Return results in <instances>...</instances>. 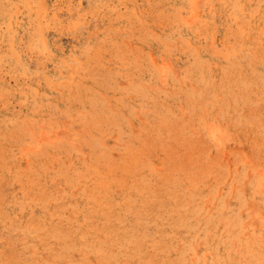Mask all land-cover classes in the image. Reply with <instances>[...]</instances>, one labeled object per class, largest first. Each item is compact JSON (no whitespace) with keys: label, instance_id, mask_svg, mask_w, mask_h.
I'll return each mask as SVG.
<instances>
[{"label":"rangeland","instance_id":"374dc122","mask_svg":"<svg viewBox=\"0 0 264 264\" xmlns=\"http://www.w3.org/2000/svg\"><path fill=\"white\" fill-rule=\"evenodd\" d=\"M167 1L170 0H0V158L2 159H0V264H81L80 261L82 264H151L153 261L152 264L156 262V264H159V262L160 264H176V262L177 264H204V261L205 264H219L221 261V264H264V180H262L264 177V120H262L264 118V52L262 51L264 50V25L261 24H264V0ZM198 3H201L202 6ZM258 3L260 7L254 8V5L257 6ZM194 7L198 8V11L196 10L198 13L195 12ZM158 11L162 12L159 14ZM154 12H157L158 15L156 13V15L153 14ZM170 12H172V16H170ZM230 14L232 15L230 16ZM197 19L201 20L198 21ZM258 19H261V21ZM212 20L215 22H212ZM223 23L225 24L223 25ZM227 24H229L230 28L228 26L226 28ZM178 30L181 31L179 32ZM192 30H195V32L193 33ZM235 32H238L237 34L239 35L235 34ZM243 33L245 36L242 35ZM236 38H242V42ZM224 42L226 43L225 45ZM227 43L230 45H227ZM153 45L154 47H152ZM231 46H234V48ZM173 48H176V50ZM253 48H256V50H253ZM254 52L256 54L258 52L255 58L252 57L253 55L255 56ZM249 53H252V55ZM230 61H234L236 64L232 62L233 65H231ZM188 66H190V69ZM225 68L228 70L226 71ZM181 69L184 71L183 73ZM194 70H196V77L193 76ZM231 71H236L237 75L235 73L232 74ZM220 75L224 77L220 78ZM241 75L243 78L248 79H242ZM132 76L134 81L131 79ZM156 77L159 78V82ZM97 78L102 79L99 80ZM190 78H193L192 81ZM250 78L256 81L260 79V82ZM161 80L163 82H160ZM187 82L189 83L187 84ZM225 83L230 85L225 86ZM248 83L252 85L249 86ZM257 84H259V87L256 86ZM235 85H237L238 89L234 88L236 87ZM256 87L260 88L259 91ZM196 89L199 90L197 91ZM224 89L227 92H231V95L229 96L230 93L224 92ZM206 90L211 97L205 93ZM209 91L212 93L210 94ZM154 92L156 93L154 94ZM234 92L237 94V98ZM252 92L254 93L252 94ZM241 97L245 99L243 102ZM163 99L165 100L163 101ZM181 99L182 101H180ZM249 101H254L251 102V106ZM215 103L218 104L216 105ZM244 103L248 108L245 107ZM212 105L215 106L212 107ZM125 107H128V109ZM158 109L162 110L159 111ZM112 111L113 113H111ZM234 112L236 113L233 114ZM201 114L205 117H202ZM228 117L229 119H227ZM185 118L186 120H184ZM175 120L177 121L175 122ZM215 120H218L217 123ZM194 121L196 124H194ZM119 124L122 125L120 126ZM169 127L170 129H168ZM217 128L219 132H217ZM252 128L255 129L253 130ZM224 129L227 130L224 132ZM195 131L197 132L195 133ZM197 134L199 138L196 137ZM229 135H233V138L229 137ZM257 136L258 138L261 137L259 138L260 140L257 139ZM90 137H93V140ZM141 138L145 141L141 140ZM175 141H180V143ZM230 142L232 146L228 145ZM87 143L88 145L86 146ZM61 144H63L64 148H62ZM226 144L228 145L227 148ZM221 145L222 147H219ZM161 147L163 150L160 149ZM130 149L133 150L131 151ZM152 149L156 151L154 150L153 152ZM258 149L262 152L260 153ZM129 150L130 152H127ZM171 151L172 153H168ZM237 151L240 152L237 153ZM178 152H184V155ZM135 154L138 157H135ZM159 154L162 156L161 158ZM39 156L40 158H38ZM145 156L146 159H144ZM249 157L251 158L249 159ZM46 159L48 160L46 161ZM42 160L44 161L42 162ZM177 160L178 162H175ZM111 162L117 166L115 167ZM35 163L38 164L36 165ZM198 163L203 164L198 165ZM93 164H95V168ZM63 165H65V168ZM54 166L57 167L55 168ZM167 166H169V169ZM35 169L38 170L37 173L33 172L36 171ZM258 170L260 176L257 173ZM40 171L44 172L43 175ZM16 174L21 175L18 176ZM51 175L53 178H51ZM14 176L16 177L14 178ZM36 176L37 178H35ZM231 176L235 178L232 179ZM61 177H63V180ZM144 179H147V181ZM206 182H208V185L205 186ZM149 185L150 188H148ZM143 187L146 188L144 189ZM258 188L263 189V192H260ZM41 190L42 192H40ZM95 193L96 196H94ZM106 196L108 197L106 198ZM141 197L144 198L141 200ZM185 199L190 200V202ZM152 201L155 202L153 203ZM174 201L176 204H174ZM93 202L94 204H91ZM132 202L134 204H131ZM163 203L164 206L162 205ZM42 205L45 207H42ZM147 206H150L148 207L149 209ZM168 207L170 209H167ZM95 208L96 210L98 209L97 212ZM90 209L91 212H89ZM152 209L154 212H152ZM92 211L95 212L92 213ZM148 213L149 216L147 215V217L146 214ZM183 217L184 219H182ZM226 219L232 220L228 221ZM115 220L117 221L115 222ZM178 221L179 223H177ZM92 225L93 227H91ZM41 228L44 229L42 230ZM115 230L118 232H115ZM147 230L150 232L147 233ZM131 231L136 237L131 235ZM184 233L189 234L185 235ZM190 234L191 236H189ZM244 236L246 238H243ZM151 239L155 240L152 241ZM164 239L165 242L161 243ZM215 239L217 243L214 241ZM135 240H138V242H134ZM157 241L161 245L157 244ZM192 241L193 244L191 243ZM177 244L181 251H179L180 248ZM131 249L134 251L132 252ZM185 252L186 254H184ZM143 253L147 255H142ZM127 254L131 255L127 256ZM255 254H258L257 257L259 259L256 258ZM215 255H217V258ZM251 260L253 262H250Z\"/></svg>","mask_w":264,"mask_h":264},{"label":"bare ground","instance_id":"6f19581e","mask_svg":"<svg viewBox=\"0 0 264 264\" xmlns=\"http://www.w3.org/2000/svg\"><path fill=\"white\" fill-rule=\"evenodd\" d=\"M170 1H171V0H170ZM170 1H167V2H170ZM176 1H177V0H176ZM183 1H184V0H183ZM183 1H182V2H183ZM200 1H201V0H200ZM202 1H204V0H202ZM202 1H201V2H202ZM206 1H208V0H206ZM206 1H205V2H206ZM218 1H219V0H218ZM223 1H224V0H223ZM233 1H234V0H233ZM247 1H249V0H247ZM262 1H263V0H262ZM178 2H179V1H178ZM184 2H185V1H184ZM184 2H183V3H184ZM213 2H215V1H213ZM213 2H211V3H213ZM239 2H240V1H239ZM255 2H256V1H255ZM260 2H261V1H260ZM172 3H173V2H172ZM172 3H171V4H172ZM222 3H223V2H222ZM228 3H230V2H228ZM236 3H237V2H236ZM242 3H243V2H242ZM250 3H251V2H250ZM256 3H257V2H256ZM263 3H264V1H263ZM263 3H262V4H263ZM168 4H169V3H168ZM177 4H178V3H177ZM181 4H182V3H181ZM187 4H189V3L187 2ZM198 4L201 5V3H198ZM202 4H203V3H202ZM225 4H226V3H225ZM225 4H224V5H225ZM231 4H232V3H231ZM248 4H249V2H248ZM175 5H176V4H175ZM224 5H223V6H224ZM232 5H233V4H232ZM249 5H250V4H249ZM259 5H260L259 3H258L257 6L254 5V8H255V7H258ZM160 6H161V5H160ZM167 6H168V5H167ZM167 6H166V7H167ZM171 6H173V5H171ZM201 6H202V5H201ZM210 6H211V5H210ZM223 6H222V7H223ZM225 6H226V5H225ZM225 6H224V10H225ZM234 6H235V5H234ZM182 7H183V6H182ZM187 7H188V6H187ZM212 7H213V6H212ZM216 7H217V6H216ZM220 7H221V6H220ZM229 7H230V6H229ZM229 7H228V8H229ZM237 7H238V6H237ZM252 7H253V6H252ZM259 7H260V6H259ZM194 8H195V7H194ZM249 8H250V7H249ZM261 8H262V7H261ZM197 9H198V8H197ZM197 9H196V8L194 9L195 12L198 11ZM210 9H211V8H210ZM210 9H209V10H210ZM226 9H227V8H226ZM164 10H166V9L164 8ZM167 10H168V9H167ZM172 10H173V9H172ZM196 10H197V11H196ZM254 10H255V9H254ZM162 11H163V10H162ZM162 11H160V12H162ZM182 11H183V10H182ZM186 11H187V10H186ZM188 11H189V10H188ZM206 11H207V10H206ZM225 11H226V10H225ZM231 11H232V9H231ZM237 11H238V10H237ZM244 11H245V10H244ZM244 11H243V12H244ZM263 11H264V10H263ZM160 12L158 11L159 14H160ZM163 12H164V11H163ZM166 12H167V11H166ZM183 12H184V11H183ZM212 12H213V11H212ZM245 12H248V11H245ZM155 13L157 14V12H154L153 14H155ZM171 13H172V12H170V16H172ZM197 13H198V12H197ZM197 13H196V16H197ZM204 13H206V12H204ZM213 13H214V12H213ZM227 13H228V12H227ZM227 13H226V14H227ZM252 13H253V12H252ZM156 14H155V15H156ZM162 14H163V13H162ZM214 14H215V13H214ZM235 14H236V13H235ZM259 14H260V13H259ZM157 15H158V14H157ZM163 15H164V14H163ZM191 15H192V14H191ZM222 15H223V14H222ZM231 15H232V14H230V16H231ZM243 15H244V14H243ZM261 15H262V14H261ZM261 15H260V16H261ZM167 16H168V15H167ZM182 16H183V15H182ZM194 16H195V15H194ZM210 16H211V15H210ZM213 16H214V15H213ZM223 16H224V15H223ZM258 16H259V15H258ZM200 17H201V16H200ZM219 17H220V16H219ZM236 17H237V16H236ZM157 18H158V17H157ZM167 18H168V17H167ZM171 18H172V17H171ZM198 18H199V14H198ZM203 18H204V17H203ZM203 18H202V19H203ZM252 18H254V17H252ZM257 18H258V17H257ZM159 19H160V18H159ZM195 19H196V17H195ZM195 19H194V21H195ZM206 19H207V18H206ZM212 19H213V18H212ZM173 20H174V19H173ZM197 20H198V19H197ZM200 20H201V19H199L198 21H200ZM213 20H214V19H213ZM213 20H212V22H215V21H213ZM229 20H230V19H229ZM238 20H239V18H238ZM238 20H237V22H238ZM249 20H250V19H249ZM258 20L261 21V19H258ZM262 20H263V19H262ZM171 21H172V20H171ZM174 21H175V20H174ZM186 21H187V20H186ZM206 21H208V20H206ZM223 21H224V20H223ZM251 21H252V20H251ZM263 21H264V20H263ZM263 21H262V22H263ZM158 22H159V21H158ZM162 22H163V21H162ZM176 22H177V21H176ZM189 22L191 23V21H189ZM230 22H231V21H230ZM247 22H249V21H247ZM252 22H253V21H252ZM166 23H168V22H166ZM178 23H179V22H178ZM181 23H182V22H181ZM190 23H189V24H190ZM198 23H199V22H198ZM210 23H211V22H210ZM226 23H227V22H226ZM257 23H258V22H257ZM176 24H177V23H176ZM182 24H183V23H182ZM224 24H225V23H223V25H224ZM239 24H240V23H239ZM251 24H252V23H251ZM261 24L264 25L263 23H261ZM180 25H181V24H180ZM194 25H195V24H194ZM214 25H215V24H214ZM228 25H229V24L226 25V28H227ZM230 25H231V24H230ZM233 25H234V24H233ZM244 25H245V23H244ZM249 25H250V24H249ZM162 26H163V25H162ZM201 26H202V25H201ZM212 26H213V25H212ZM220 26H221V25H220ZM250 26H251V25H250ZM255 26H256V23H255ZM164 27H165V26H164ZM189 27H190V26H189ZM214 27H215V26H214ZM216 27H217V26H216ZM228 27H229V26H228ZM236 27H238V26H236ZM257 27H258V26H257ZM167 28H168V27H167ZM212 28H213V27H212ZM229 28H230V27H229ZM238 28H241V27H238ZM248 28L251 29L250 27H248ZM162 29H163V28H162ZM189 29H190V28H189ZM191 29H192V27H191ZM194 29H195V28H194ZM206 29H207V28H206ZM233 29H234V28H233ZM263 29H264V28H263ZM163 30H164V29H163ZM173 30H174V29H173ZM212 30H213V29H212ZM235 30H236V28H235ZM235 30H234V31H235ZM239 30H240V29H239ZM253 30H254V29H253ZM178 31H179V30H178ZM180 31H181V30H180ZM180 31H179V32H180ZM230 31H231V30H230ZM236 31H238V30H236ZM243 31H244V30H243ZM247 31H248V30H247ZM254 31H257V30L255 29ZM192 32L194 33L195 30H194V31L192 30ZM215 32H217V31H215ZM193 33H192V34H193ZM220 33H221V32H220ZM222 33H223V32H222ZM237 33H238V32H235V34H237ZM239 33H240V32H239ZM210 34H211V33H210ZM224 34H225V32H224ZM235 34H234V35H235ZM206 35H207V34H206ZM214 35H215V34H214ZM228 35H229V34H228ZM237 35H239V34H237ZM237 35H236V36H237ZM242 35L245 36L244 33H243ZM177 36H178V35H177ZM189 36H190V35H189ZM201 36H202V35H201ZM204 36H205V35H204ZM257 36H258V35H257ZM182 37H183V36H182ZM199 37H200V36H199ZM214 37H215V36H214ZM241 37H242V36H241ZM262 37H263V36H262ZM183 38H184V37H183ZM186 38H187V37H186ZM223 38H224V37H223ZM223 38H222V39H223ZM228 38H229V37H228ZM234 38H235V37H234ZM234 38H232V39H234ZM153 39H154V38H153ZM173 39H174V38H173ZM192 39H194V38H192ZM198 39H199V38H198ZM200 39H201V38H200ZM214 39H215V38H214ZM236 39L238 40V39H240V38H236ZM241 39H242V38H241ZM241 39H240V40H241ZM254 39H255V38H254ZM159 41H161V40H159ZM171 41H172V40H171ZM177 41H178V40H177ZM189 41H190V40H189ZM222 41H223V40H222ZM167 42H169V41H167ZM179 42H180V41H179ZM182 42H183V41H182ZM182 42H181V43H182ZM225 42H226V41H225ZM225 42H224V45L226 44ZM241 42H242V40H241ZM253 42H254V41H253ZM164 43H166V42H164ZM187 43H189V42L187 41ZM255 43H256V42H255ZM258 43H259V42H258ZM260 43H261V42H260ZM154 44H155V43H154ZM194 44H195V43H194ZM247 44H248V43H247ZM247 44H246V45H247ZM147 45H148V44H147ZM171 45H172V44H171ZM180 45H181V44H180ZM227 45H230V44L227 43ZM234 45H235V44H234ZM236 45H237V44H236ZM249 45H251V44H249ZM258 45H259V44H258ZM194 46H195V45H194ZM198 46H199V45H198ZM253 46H254V43H253ZM256 46H257V45H256ZM152 47H154V45H153ZM171 47H172V46H171ZM179 47H180V46H179ZM183 47H184V46H183ZM231 47L234 48V46H231ZM241 47H242V46H241ZM180 48H181V47H180ZM247 48H248V47H247ZM257 48H258V47H257ZM155 49H156V47H155ZM173 49L176 50V48H173ZM197 49H198V48H197ZM230 49H231V48H230ZM240 49H241V48H240ZM248 49H249V48H248ZM250 49H252V48H250ZM162 50H163V49H162ZM169 50H171V49H169ZM181 50H182V49H181ZM195 50H196V49H195ZM234 50H235V49H234ZM238 50H239V49H238ZM253 50H256V48H253ZM258 50H259V48H258ZM159 51H161V50H159ZM163 51H164V50H163ZM251 51H252V50H251ZM262 51L264 52V50H262ZM189 52H190V51H189ZM246 52H247V51H246ZM260 52H261V51H260ZM263 52H262V53H263ZM164 53H165V51H164ZM172 53H173V52H172ZM174 53H175V52H174ZM254 53H255V52H254ZM229 54H230V53H229ZM249 54H250V53H249ZM131 55H132V54H131ZM250 55H252V53H251ZM257 55H258V52H257V54L255 53V56L253 55L252 57L255 58ZM170 56H172V55H170ZM170 56H169V57H170ZM191 56H192V55H191ZM195 56H196V55H195ZM195 56H194V57H195ZM127 57L129 58V56H127ZM131 57H133V56H131ZM131 57H130V58H131ZM167 57H168V56H167ZM173 57H174V56H173ZM177 57H179V56H177ZM192 57H193V56H192ZM262 57H263V56H262ZM128 58H126V59H128ZM171 58H172V57H171ZM175 58H176V57H175ZM188 58H189V57H188ZM198 58H199V57H198ZM198 58H197V59H198ZM204 59H205V58H204ZM227 59H228V58H227ZM256 59H258V58H256ZM262 59H263V58H262ZM129 60H130V59H129ZM188 60H189V59H188ZM223 60H224V59H223ZM258 60H259V59H258ZM137 61H138V60H137ZM194 61H196V60H194ZM190 62H191V61H190ZM198 62H200V61H198ZM202 62H203V61H202ZM230 62H231V63H230L231 65H233V63L236 64L234 61H230ZM232 62H233V63H232ZM259 62H260V61H259ZM200 63H201V62H200ZM216 63H217V62H216ZM228 63H229V62H228ZM142 64H143V63H142ZM196 64H197V63H196ZM239 64H240V63H239ZM179 65H180V64H179ZM190 65H191V64H190ZM193 65H194V64H193ZM213 65H216V64H213ZM217 65H218V63H217ZM220 65H221V64H220ZM220 65H219V66H220ZM222 65H223V64H222ZM226 65H227V64H226ZM240 65H241V64H240ZM136 66H138V65H136ZM136 66H135V67H136ZM186 66H187V65H186ZM200 66H202V65H200ZM206 66H207V65H206ZM228 66H229V65H228ZM128 67H130V66H128ZM140 67H141V66H140ZM189 67H190V66H188V68H189ZM191 67H192V66H191ZM211 67H212V66H211ZM214 67H215V66H214ZM225 67H226V66H225ZM229 67H230V66H229ZM239 67H241V66H239ZM248 67H249V66H248ZM132 68H133V67H132ZM132 68H131V69H132ZM157 68H158V67H157ZM188 68H187V69H188ZM198 68H199V67H198ZM208 68H209V67H208ZM219 68H220V67H219ZM227 68H228V67H227ZM233 68H234V67H233ZM236 68H237V66H236ZM251 68H252V67H251ZM129 69H130V68H129ZM137 69H138V67H137ZM140 69H141V68H140ZM171 69H172V68H171ZM189 69H190V68H189ZM202 69H204V68H202ZM221 69H222V67H221ZM221 69H220V70H221ZM223 69H224V67H223ZM132 70H133V69H132ZM225 70H226V68H225ZM227 70H228V69H227ZM227 70H226V71H227ZM238 70H239V69H238ZM250 70H251V69H250ZM129 71H130V70H129ZM134 71H137V70H134ZM181 71H182V69H181ZM190 71H191V70H190ZM195 71H196V70H194V74H193V76H195V74H196ZM204 71H205V70H204ZM209 71H210V69H209ZM212 71H213V70H212ZM239 71H240V70H239ZM130 72H131V71H130ZM149 72H150V71H149ZM183 72H184V71H182V73H183ZM222 72H223V71H222ZM231 72H232V71H231ZM235 72H236V71H235ZM235 72H232V74L235 73ZM182 73H181V74H182ZM204 73H205V72H204ZM225 73H226V72H225ZM242 73H243V72H242ZM191 74H192V73H191ZM197 74H198V73H197ZM202 74H203V73H202ZM210 74H211V72H210ZM229 74H230V73H229ZM235 74H236V73H235ZM131 75H132V73H131ZM134 75H135V74H134ZM151 75H152V74H151ZM158 75H159V73H158ZM189 75H190V74H189ZM208 75H209V74H208ZM208 75H207V76H208ZM236 75H237V74H236ZM236 75H233V76H236ZM239 75H240V74H239ZM152 76H153V75H152ZM160 76H161V75H160ZM199 76H200V75H199ZM202 76H203V75H202ZM229 76H230V75H229ZM244 76H245V75H244ZM249 76H250V75H249ZM249 76H247V77H249ZM99 77H100V76H99ZM134 77H135V76H134ZM136 77H137V76H136ZM184 77H185V76H184ZM195 77H196V76H195ZM197 77H198V76H197ZM208 77H209V76H208ZM221 77H224V76H221V75H220V78H221ZM226 77H227V76H226ZM236 77H237V76H236ZM236 77H235V78H236ZM241 77H242V75H241ZM251 77H252V76H251ZM253 77H254V76H253ZM89 78H90V77H89ZM132 78H133V76L131 77V79H132ZM138 78H139V77H138ZM156 78H157V77H156ZM160 78H161V77H160ZM212 78H213V77H212ZM216 78H217V77H216ZM233 78H234V77H233ZM237 78H238V77H237ZM239 78H240V76H239ZM254 78H255V77H254ZM94 79H95V77H94ZM97 79H99V78H97ZM97 79H96V80H97ZM101 79H102V78H100L99 80H101ZM139 79H140V78H139ZM157 79H158V82H159V78H157ZM185 79H186V78H185ZM190 79H191V81H192L193 78H190ZM210 79H211V78H210ZM213 79H214V78H213ZM227 79H228V77H227ZM227 79H226V80H227ZM242 79H248V78H243V77H242ZM250 79H253V78H250ZM250 79H249V81H250ZM132 80H133V79H132ZM135 80H136V79H135ZM153 80H154V79H153ZM163 80H164V79H163ZM163 80H161L160 82H163ZM166 80H167V79H166ZM186 80H187V79H186ZM203 80L205 81V79H203ZM208 80H209V79H208ZM219 80H220V79H219ZM226 80H225V81H226ZM234 80H235V79H234ZM253 80H254V79H253ZM259 80H260V79H259ZM259 80H258V81L254 80V81H256V82H260ZM133 81H134V80H133ZM136 81H137V80H136ZM141 81H142V80H141ZM195 81H196V80H195ZM197 81H198V80H197ZM211 81H213V80L211 79ZM225 81H224V82H225ZM238 81H239V80H238ZM244 81H245V80H244ZM100 82H101V81H100ZM102 82H103V81H102ZM198 82H199V81H198ZM205 82H206V81H205ZM207 82H209V81H207ZM218 82H219V81H218ZM222 82H223V81H222ZM222 82H221V83H222ZM232 82H233V81H232ZM234 82H235V81H234ZM239 82H240V81H239ZM241 82H242V81H241ZM252 82H253V81H252ZM135 83H136V82H135ZM139 83H141V82H139ZM188 83H189V82H187V84H188ZM195 83H196V82H195ZM195 83H193V84H195ZM214 83H215V82H214ZM156 84H157V83H156ZM190 84H191V83H190ZM203 84H204V83H203ZM225 84H226V83H225ZM228 84H229V83H228ZM228 84H226L225 86H227ZM231 84H232V83H231ZM234 84H235V83H234ZM239 84H240V83H239ZM245 84H246V83H245ZM248 84H249V86L252 85V84H250V83H248ZM152 85H154V84H152ZM211 85H212V83H211ZM216 85H217V84H216ZM216 85H215V86H216ZM221 85H222V84H221ZM223 85H224V84H223ZM229 85H230V84H229ZM258 85H259V84H257L256 86H258ZM193 86H194V85H193ZM195 86H196V85H195ZM209 86H210V85H209ZM212 86H213V85H212ZM235 86H236V87H234V88H237V85H235ZM240 86H241V85H240ZM204 87H205V86H204ZM210 87H211V86H210ZM223 87H224V86H223ZM252 87H253V86H252ZM258 87H259V86H258ZM258 87H256V88H257L258 91H259L260 88H258ZM191 88H193V87H191ZM200 88H201V87H200ZM213 88H214V87H213ZM224 88H225V87H224ZM232 88H233V87H232ZM248 88H249V87H248ZM253 88H254V87H253ZM206 89H207V87H206ZM218 89H219V86H218ZM226 89H228V88H226ZM237 89H238V88H237ZM242 89H243V88H242ZM130 90H131V89H130ZM151 90H152V89H151ZM183 90H184V89H183ZM196 90H197V89H196ZM198 90H199V89H198ZM198 90H197V91H198ZM204 90H205V88H204ZM222 90H223V88H222ZM240 90H241V89H240ZM254 90H255V89H254ZM134 91H135V90H134ZM140 91H141V90H140ZM154 91H155V90H154ZM181 91H182V90H181ZM200 91H201V89H200ZM228 91H229V90H228ZM232 91H233V90H232ZM249 91L251 92V90H249ZM182 92H183V91H182ZM185 92H186V89H185ZM185 92H184V93H185ZM202 92H203V91H202ZM202 92H201V93H202ZM224 92H227V91H225V89H224ZM242 92H244V91H242ZM246 92H247V90H246ZM255 92H257V91L255 90ZM151 93H152V92H151ZM155 93H156V92H154V94H155ZM197 93H198V92H197ZM205 93H207V90H206ZM209 93H210V91H209ZM211 93H212V92H211ZM211 93H210V94H211ZM216 93H217V92H216ZM227 93H230L229 96L231 95V92H227ZM253 93H254V92H252V94H253ZM127 94H129V93H127ZM127 94H125V95H127ZM139 94H140V93H139ZM152 94H153V93H152ZM152 94H151V95H152ZM166 94H167V93H166ZM175 94H176V93H175ZM178 94H179V93H178ZM202 94H203V93H202ZM207 94H208V93H207ZM207 94H206V96H207ZM222 94H223V93H222ZM244 94H245V93H244ZM133 95H134V94H133ZM156 95H157V94H156ZM156 95H155V96H156ZM158 95H159V94H158ZM161 95H162V94H161ZM168 95H169V93H168ZM184 95H185V94H184ZM208 95H209V94H208ZM215 95H216V94H215ZM224 95H226V94L224 93ZM234 95H235V97L237 98V96H236L237 94H235V92H234ZM242 95H243V93H242ZM245 95H246V94H245ZM258 95H259V93H258ZM130 96H131V94H130ZM162 96H163V95H162ZM180 96H182V95H180ZM195 96H196V95H195ZM209 96H210V95H209ZM209 96H208V97H209ZM212 96H213V95H212ZM220 96H221V95H220ZM226 96H227V95H226ZM239 96H240V95H239ZM239 96H238V97H239ZM135 97H136V96H135ZM146 97H147V96H146ZM178 97H179V96H178ZM203 97H204V96H203ZM210 97H211V96H210ZM213 97H214V96H213ZM247 97H248V96H247ZM247 97H246V98H247ZM255 97H257V96H255ZM260 97H261V96H260ZM130 98H131V97H130ZM133 98H134V97H133ZM147 98H148V97H147ZM158 98H160V97H158ZM166 98H167V96H166ZM168 98H169V97H168ZM193 98H194V96H193ZM216 98H217V97H216ZM216 98H215V99H216ZM241 98H242V97H241ZM263 98H264V97H263ZM156 99H157V98H156ZM172 99H173V97H172ZM200 99H201V98H200ZM205 99H206V98H205ZM219 99H220V98H219ZM225 99H226V98H225ZM225 99H224V100H225ZM232 99H233V98H232ZM247 99H248V98H247ZM153 100H154V99H153ZM164 100H165V99H163V101H164ZM174 100H175V99H174ZM177 100H178V99H177ZM186 100H187V99H186ZM197 100H199V99H197ZM208 100H209V99H208ZM244 100H245V99L242 98V102H243ZM259 100H260V99H259ZM68 101H69V100H68ZM180 101H182V99H181ZM193 101H194V100H193ZM209 101H210V100H209ZM209 101H207V102H209ZM213 101H214V100H213ZM213 101H212V102H213ZM215 101H216V100H215ZM240 101H241V100H240ZM246 101H247V100H246ZM140 102H141V101H140ZM172 102H173V100H172ZM175 102H178V101H175ZM189 102H190V101H189ZM189 102H188V103H189ZM195 102H196V101H195ZM228 102H229V101H228ZM249 102H250V101H249ZM251 102H254V101H251ZM251 102H250V106H251ZM68 103H69V102H68ZM166 103H167V102H166ZM178 103H180V102H178ZM185 103H186V102H185ZM188 103H187V104H188ZM200 103H201V102H200ZM200 103H199V104H200ZM231 103H232V102H231ZM245 103H246V102H245ZM245 103H244V105H245ZM261 103H262V102H261ZM176 104H177V103H176ZM191 104H192V103H191ZM194 104H195V103H194ZM208 104H209V103H208ZM215 104H216V103H215ZM217 104H218V103H217ZM217 104H216V105H217ZM241 104H242V103H241ZM257 104H259V103H257ZM116 105L118 106V104H116ZM167 105H168V104H167ZM185 105H186V104H185ZM197 105H198V104H197ZM197 105H196V106H197ZM205 105H206V104H205ZM153 106L155 107L154 104H153ZM160 106H161V105H160ZM164 106H165V105H164ZM174 106H177V105H174ZM209 106H210V105H209ZM214 106H215V105H214ZM214 106L212 105V107H214ZM219 106H221V105H219ZM222 106H223V105H222ZM113 107H114V106H113ZM166 107H167V106H166ZM181 107H182V106H181ZM181 107H180V108H181ZM230 107H231V106H230ZM232 107H233V106H232ZM243 107H244V106H243ZM245 107H247V105H245ZM125 108H126V107H125ZM161 108H162V107H161ZM173 108H174V107H173ZM177 108H178V107H177ZM183 108H184V107H183ZM220 108H222V107H220ZM233 108H234V107H233ZM247 108H248V107H247ZM257 108H258V107H257ZM263 108H264V107H263ZM263 108H262V110H263ZM105 109H106V108H105ZM117 109H118V108H117ZM126 109H128V107H127ZM169 109H170V108H169ZM208 109H209V107H208ZM211 109H212V108H211ZM217 109H218V108H217ZM231 109H232V108H231ZM235 109H236V108H235ZM67 110H68V109H67ZM115 110H116V109H115ZM158 110H159V109H158ZM161 110H162V109H161ZM161 110H159V111H161ZM163 110H164V109H163ZM170 110H171V109H170ZM197 110H198V109H197ZM245 110H246V109H245ZM256 110H257V109H256ZM260 110H261V108H260ZM106 111H107V110H106ZM201 111H202V110H201ZM242 111H243V109H242ZM248 111H249V110H248ZM251 111H252V110H251ZM253 111H255V110H253ZM263 111H264V110H263ZM32 112H33V111H32ZM49 112H50V111H49ZM176 112H177V111H176ZM203 112H204V109H203ZM101 113H102V111H101ZM105 113H106V112H105ZM109 113H110V112H109ZM111 113H113V111H112ZM115 113H116V112H115ZM163 113H164V112H163ZM194 113H195V112H194ZM235 113H236V112H234L233 114H235ZM246 113H248V112H246ZM86 114H87V113H86ZM91 114H95V113H91ZM91 114H90V115H91ZM98 114H100V113H98ZM116 114H117V113H116ZM168 114H169V113H168ZM217 114H218V113H217ZM262 114H263V113H262ZM95 115H96V114H95ZM101 115H102V114H101ZM103 115H104V114H103ZM118 115H119V113H118ZM160 115H161V114H160ZM192 115L194 116V114H192ZM211 115H212V114H211ZM247 115H248V114H247ZM255 115H256V114H255ZM255 115H254V116H255ZM88 116H89V115H88ZM97 116H98V115H97ZM110 116H111V114H110ZM165 116H166V114H165ZM167 116H169V115H167ZM178 116H179V115H178ZM201 116H202V114H201ZM203 116H204V115H203ZM203 116H202V117H203ZM209 116H210V115H209ZM217 116H218V115H217ZM230 116H231V115H230ZM244 116H245V114H244ZM244 116H243V117H244ZM91 117H92V116H91ZM94 117H95V116H94ZM94 117H93V118H94ZM114 117H115V116H114ZM171 117H172V116H171ZM189 117H190V115H189ZM204 117H205V116H204ZM219 117H220V116H219ZM224 117H225V116H224ZM235 117H236V116H235ZM106 118H108V117H106ZM110 118H111V117H110ZM169 118H170V116H169ZM182 118H183V117H182ZM186 118H187V117H186ZM186 118H185L184 120H186ZM193 118L195 119V117H193ZM207 118H208V117H207ZM253 118H255V117H253ZM253 118H252V119H253ZM261 118H262V117H261ZM261 118H259V119H261ZM90 119H92V118H90ZM94 119H95V118H94ZM112 119H113V118H112ZM174 119H175V118H174ZM223 119H224V118H223ZM227 119H229V117H228ZM234 119H235V118H234ZM236 119H237V118H236ZM105 120H106V119H105ZM114 120H115V119H114ZM118 120H120V119H118ZM172 120H173V119H172ZM188 120H189V119H188ZM197 120H198V119H197ZM221 120H222V119H221ZM249 120H250V119H249ZM262 120H264V118H263ZM31 121H32V120H31ZM168 121H169V120H168ZM173 121H174V120H173ZM176 121H177V120H175V122H176ZM205 121H207V120H205ZM208 121H209V120H208ZM208 121H207V122H208ZM215 121H216V120H215ZM217 121H218V120H217ZM217 121H216V123H217ZM222 121H223V120H222ZM235 121H236V120H235ZM246 121H247V119H246ZM34 122H35V121H34ZM120 122H121V121H120ZM123 122H124V121H123ZM182 122H183V121H182ZM213 122H214V121H213ZM230 122H231V121H230ZM161 123H162V122H161ZM178 123H179V122H178ZM178 123H177V124H178ZM191 123H192V122H191ZM200 123H201V122H200ZM210 123H211V122H210ZM241 123H242V122H241ZM116 124H117V121H116ZM158 124H159V123H158ZM167 124H168V123H167ZM186 124H187V123H186ZM186 124H184V125L186 126ZM194 124H196L195 121H194ZM208 124H209V123H208ZM224 124H225V123H224ZM233 124H234V123H233ZM112 125H113V124H112ZM119 125H120V124H119ZM121 125H122V124H121ZM121 125H120V126H121ZM173 125H174V124H173ZM211 125H212V124H211ZM227 125H228V124H227ZM231 125H232V124H231ZM238 125H239V124H238ZM258 125H259V124H258ZM261 125H263V124H261ZM261 125H260V126H261ZM157 126H158V125H157ZM208 126H210V125H208ZM214 126H215V125H214ZM232 126H233V125H232ZM235 126H236V125H235ZM235 126H234V127H235ZM240 126H241V124H240ZM252 126H253V125H252ZM256 126H257V125H256ZM188 127H189V126H188ZM218 127H219V126H218ZM247 127H248V125H247ZM159 128H161V127H159ZM159 128H158V129H159ZM186 128H187V127H186ZM192 128H193V127H192ZM206 128H207V127H206ZM212 128H213V127H212ZM219 128H220V127H219ZM236 128H237V127H236ZM256 128H257V127H256ZM41 129H42V127H41ZM121 129H123V128H121ZM151 129H152V128H151ZM156 129H157V128H156ZM161 129H163V128H161ZM168 129H170V127H169ZM217 129H218V128H217ZM252 129H253V128H252ZM254 129H255V128H254ZM254 129H253V130H254ZM118 130H119V129H118ZM159 130H160V129H159ZM164 130H165V129H164ZM189 130H190V129H189ZM225 130H227V129H224V132H225ZM116 131H117V129H116ZM151 131H152V130H151ZM156 131H157V130H156ZM160 131H161V130H160ZM162 131H163V130H162ZM205 131H206V130H205ZM205 131H204V132H205ZM222 131H223V129H222ZM237 131H238V130H237ZM237 131H236V132H237ZM242 131H243V130H242ZM251 131H252V130H251ZM251 131H250V132H251ZM120 132H121V131H120ZM153 132H154V131H153ZM163 132H164V131H163ZM163 132H162V133H163ZM196 132H197V131H195V133H196ZM206 132H207V131H206ZM209 132H210V131H209ZM217 132H219V129H218ZM243 132H244V131H243ZM154 133H155V132H154ZM160 133H161V132H160ZM177 133H178V132H177ZM177 133H176V134H177ZM193 133H194V132H193ZM195 133H194V134H195ZM200 133H201V132H200ZM227 133H231V132H227ZM240 133H241V132H240ZM246 133H248V132H246ZM261 133H262V132H261ZM208 134H209V133H208ZM221 134H222V132H221ZM233 134H234V133H233ZM244 134H245V133H244ZM86 135L88 136L87 133H86ZM148 135H149V134H148ZM168 135H170V134H168ZM182 135H183V134H182ZM218 135H219V134H218ZM223 135H224V133H223ZM225 135H227V134H225ZM237 135H238V134H237ZM89 136H91V135H89ZM146 136H147V134H146ZM149 136H150V135H149ZM149 136H148V137H149ZM232 136H233V135H231V136L229 135V137H232ZM235 136H236V135H235ZM243 136H244V135H243ZM15 137H16V136H15ZM196 137H198V134H197ZM196 137H195V138H196ZM210 137H211V136H210ZM219 137H220V136H219ZM237 137H238V136H237ZM237 137H236V138H237ZM17 138H18V137H17ZM59 138H61V137H59ZM65 138H66V137H65ZM90 138L93 140V137H90ZM100 138H101V137H100ZM185 138H187V137H185ZM198 138H199V137H198ZM216 138H218V137H216ZM220 138H221V137H220ZM227 138H228V136H227ZM232 138H233V137H232ZM241 138H242V137H241ZM251 138H253V137L251 136ZM259 138H261V137H259ZM259 138H258V136H257V139H259ZM83 139H85V138H83ZM91 139H90V140H91ZM153 139H154V138H153ZM161 139H162V138H161ZM161 139H160V140H161ZM177 139H178V138H177ZM180 139H181V138H180ZM254 139H255V138H254ZM257 139H256V140H257ZM19 140H21V139H19ZM141 140H144V139L141 138ZM163 140H164V139H163ZM168 140H169V139H168ZM170 140H171V139H170ZM175 140H176V139H175ZM178 140H179V139H178ZM185 140H187V139H185ZM212 140H213V138H212ZM232 140H233V139H232ZM239 140H240V139H239ZM239 140H238V141H239ZM252 140H253V139H252ZM252 140H251V141H252ZM259 140H260V139H259ZM21 141H22V140H21ZM48 141H49V140H48ZM84 141H85V140H84ZM94 141H95V139H94ZM98 141H99V139H98ZM98 141H97V143H98ZM100 141H101V140H100ZM139 141H140V140H139ZM144 141H145V140H144ZM152 141H153V140H152ZM161 141H162V140H161ZM165 141H166V140H165ZM180 141H181V140H180ZM180 141H177V142L175 141V142H176V143H178V142L180 143ZM218 141H219V140H218ZM218 141H217V142H218ZM238 141H237V142H238ZM243 141H244V140H243ZM78 142H79V141H78ZM89 142H90V141H89ZM140 142H141V141H140ZM167 142H168V141H167ZM173 142H174V141H173ZM173 142H172V144H173ZM181 142H182V141H181ZM188 142H189V141H188ZM190 142H191V140H190ZM193 142H194V141H193ZM209 142H210V141H209ZM257 142H258V141H257ZM257 142H256V144H257ZM263 142H264V141H263ZM82 143H84V142H82ZM129 143H130V142H129ZM137 143H138V142H137ZM145 143H148V142H145ZM162 143H163V142H162ZM165 143H166V142H165ZM239 143H240V141H239ZM241 143H242V142H241ZM246 143H247V142H246ZM248 143H249V141H248ZM254 143H255V142H254ZM78 144H79V143H78ZM89 144H90V143H89ZM133 144H134V143H133ZM133 144H131V145H133ZM158 144H159V143H158ZM167 144H168V143H167ZM170 144H171V143H170ZM184 144H185V143H184ZM184 144H183V145H184ZM207 144H208V143H207ZM212 144H213V143H212ZM215 144H216V143H215ZM218 144H219V143H218ZM227 144H228V143H227ZM227 144L225 145L226 148H227L228 145L232 146V145H231V142H230L228 145H227ZM235 144H236V143H235ZM256 144H255V146H257ZM258 144H259V143H258ZM261 144H262V142H261ZM62 145H63V144H61V146H62ZM84 145H85V143H84ZM87 145H88V143L86 144V146H87ZM91 145H92V144H91ZM137 145H138V144H137ZM145 145H146V144H145ZM151 145H153V144H151ZM151 145H150V147H151ZM162 145H163V144H162ZM175 145H176V144H175ZM177 145H178V144H177ZM204 145H205V144H204ZM222 145H223V144H222ZM222 145L219 146V147H222ZM233 145H234V144H233ZM248 145H249V144H248ZM66 146H68V145H66ZM92 146H93V145H92ZM96 146L98 147V145H96ZM128 146H129V145H128ZM138 146H140V145H138ZM141 146H142V145H141ZM154 146H155V145H154ZM158 146H159V145H158ZM158 146H157V147H158ZM164 146H165V145H164ZM217 146H218V145H217ZM250 146H251V145H250ZM40 147H41V146H40ZM49 147H50V146H49ZM53 147H54V146H53ZM68 147H69V146H68ZM129 147H130V146H129ZM171 147H172V145H171ZM186 147H187V146H186ZM206 147H207V146H206ZM252 147H253V146H252ZM252 147H251V148H252ZM41 148H42V147H41ZM62 148H64V147L62 146ZM88 148H89V147H88ZM98 148H100V147H98ZM130 148H131V147H130ZM133 148H134V147H133ZM136 148H137V147H136ZM144 148H145V147H144ZM146 148H147V147H146ZM146 148H145V149H146ZM165 148H166V147H165ZM179 148H180V147H179ZM179 148H178V149H179ZM213 148H214V147H213ZM223 148H224V147H223ZM228 148H229V147H228ZM46 149H47V148H46ZM52 149H53V148H52ZM54 149H57V148H54ZM79 149H80V148H79ZM90 149H91V148H90ZM138 149H139V148H138ZM150 149H151V148H150ZM160 149L163 150L162 147H161ZM167 149H168V148H167ZM172 149H173V148H172ZM174 149H175V148H174ZM224 149H225V148H224ZM263 149H264V148H263ZM43 150H44V148H43ZM130 150L132 151L133 149H130ZM130 150L127 151V152H130ZM141 150H142V149H141ZM147 150H149V149L147 148ZM152 150H153V149H152ZM154 150H155V149H154ZM154 150H153V152H154ZM184 150H185V149H184ZM184 150H183V151H184ZM188 150H189V149H188ZM208 150H209V149H208ZM214 150H215V149H214ZM24 151H25V150H24ZM44 151H45V150H44ZM44 151H42V152L44 153ZM51 151H52V150H51ZM55 151H56V150H55ZM64 151H65V150H64ZM155 151H156V150H155ZM165 151H166V150H165ZM167 151H168V150H167ZM180 151H182V150H180ZM245 151H246V150H245ZM258 151H259V149H258ZM48 152H49V151H48ZM65 152H66V151H65ZM69 152H70V151H69ZM83 152H84V151H83ZM135 152H136V151H135ZM161 152H162V151H161ZM185 152H186V150H185ZM210 152H211V151H210ZM214 152H215V151H214ZM239 152H240V151H239ZM239 152L237 151V153H239ZM243 152H244V151H243ZM259 152L261 153L262 151L260 150ZM49 153H50V152H49ZM61 153H62V152H61ZM81 153H82V152H81ZM85 153H86V152H85ZM133 153H134V152H133ZM136 153L139 154L138 152H136ZM166 153H167V152H166ZM168 153H172V151H171V152H168ZM174 153H176V152H174ZM178 153H181V152H178ZM183 153H184V152H183ZM183 153H181V154H183ZM196 153H197V152H196ZM260 153H259V154H260ZM2 154H3V153H2ZM44 154H45V153H44ZM47 154H48V153H47ZM50 154H51V153H50ZM56 154H57V153H56ZM86 154H87V153H86ZM131 154H132V153H131ZM137 154H135V157H138V156H136ZM147 154H148V153H147ZM147 154H146V155H147ZM162 154H164V153L162 152ZM201 154H202V153H201ZM213 154H214V153H213ZM254 154H255V153H254ZM254 154H253V155H254ZM259 154H258V155H259ZM7 155H8V154H7ZM53 155H54V154H53ZM59 155H60V154H59ZM123 155H124V154H123ZM154 155H155V154H154ZM157 155H158V154H157ZM159 155H160V154H159ZM171 155H174V154H171ZM183 155H184V154H183ZM225 155H226V154H225ZM262 155H263V154H262ZM3 156H4V154H3ZM3 156H2V158H4ZM48 156H49V155H48ZM64 156H65V154H64ZM94 156H96V155H94ZM94 156H93V158H94ZM126 156H127V155H126ZM126 156H125V157H126ZM128 156H129V155H128ZM131 156H132V155H131ZM147 156H148V155H147ZM246 156H247V155H246ZM250 156H251V154H250ZM263 156H264V155H263ZM68 157H69V156H68ZM100 157H101V155H100ZM132 157H133V156H132ZM143 157H144V156H143ZM161 157H162V156L160 155V158H161ZM174 157H175V156H174ZM197 157H198V156H197ZM205 157H206V156H205ZM225 157H226V156H225ZM244 157H245V156H244ZM38 158H40V156H39ZM44 158H45V157H44ZM46 158H47V155H46ZM57 158H58V157H57ZM57 158H56V159H57ZM129 158H130V157H129ZM141 158H142V156H141ZM153 158H154V157H153ZM185 158H186V157H185ZM209 158H210V156H209ZM250 158H251V157H249V159H250ZM255 158H256V157H255ZM0 159H1V158H0ZM9 159H10V158H9ZM41 159H42V158H41ZM48 159H49V158H48ZM48 159H46V161H47ZM50 159H51V158H50ZM59 159H60V158H59ZM96 159H97V158H96ZM125 159H126V158H125ZM132 159H133V158H132ZM142 159H143V158H142ZM144 159H146V156H145ZM163 159L165 160L164 157H163ZM166 159H167V158H166ZM171 159H172V157H171ZM190 159H191V158H190ZM198 159H199V158H198ZM205 159H206V158H205ZM224 159H225V158H224ZM231 159H233V158H231ZM246 159H247V158H246ZM1 160H2V159H1ZM1 160H0V161H1ZM31 160H32V159H31ZM51 160H53V159H51ZM51 160H50V161H51ZM94 160H95V158H94ZM102 160H103V159H102ZM104 160H105V159H104ZM130 160H131V159H130ZM179 160H180V159H179ZM199 160H200V159H199ZM244 160H245V159H244ZM247 160H248V159H247ZM5 161H6V160H5ZM43 161H44V160H42V162H43ZM58 161H59V160H58ZM91 161H92V160H91ZM97 161H98V160H97ZM97 161H96V162H97ZM125 161H126V160H125ZM131 161H132V160H131ZM143 161H144V160H143ZM145 161H146V160H145ZM150 161H151V160H150ZM161 161H162V160H161ZM166 161H167V160H166ZM172 161H173V159H172ZM196 161H197V160H196ZM253 161H254V160H253ZM263 161H264V160H263ZM3 162H4V161H3ZM26 162H28V161H26ZM39 162H41V161H39ZM52 162H53V161H52ZM54 162H56V161H54ZM98 162H99V161H98ZM175 162H178V160L175 161ZM200 162H201V161H200ZM245 162L247 163V161H245ZM256 162H257V161H256ZM258 162H259V161H258ZM261 162H262V161H261ZM32 163H33V162H32ZM49 163H50V162H49ZM58 163H59V162H58ZM63 163L65 164V162H63ZM92 163H93V161H92ZM92 163H91V166H92ZM100 163H101V158H100ZM104 163H105V162H104ZM112 163H113V162H111V164H112ZM120 163H121V162H120ZM138 163H140V162H138ZM138 163H137V164H138ZM153 163H154V162H153ZM184 163H185V162H184ZM192 163H193V162H192ZM194 163H195V162H194ZM196 163H197V162H196ZM233 163H234V162H233ZM250 163H251V162H250ZM35 164H36V163H35ZM37 164H38V163H37ZM37 164H36V165H37ZM111 164H110V165H111ZM131 164H132V163H131ZM131 164H130V165H131ZM133 164H134V163H133ZM160 164H161V163H160ZM163 164H164V163H163ZM165 164H167V163H165ZM177 164H178V163H177ZM186 164H187V162H186ZM202 164H203V163H202ZM202 164L198 163V165H202ZM228 164H229V162H228ZM251 164L253 165V163H251ZM49 165H51V164H49ZM88 165H90V164H88ZM93 165H94L93 167L95 168V167H96L95 164H93ZM96 165H97V163H96ZM113 165H114V163H113ZM121 165H122V164H121ZM123 165H124V164H123ZM125 165H126V164H125ZM183 165H184V164H183ZM223 165H225V164H223ZM239 165H240V164H239ZM3 166H4V165H3ZM5 166H6V165H5ZM58 166H59V165H58ZM60 166H61V165H60ZM64 166H65V165H63V167H64ZM67 166H68V164H67ZM107 166H108V165H107ZM114 166H115V165H114ZM116 166H117V165H116ZM116 166H115V167H116ZM128 166H129V165H128ZM139 166H140V165H139ZM170 166H171V164H170ZM172 166H173V165H172ZM181 166H182V165H181ZM184 166H185V165H184ZM203 166H204V165H203ZM258 166H259V165H258ZM50 167H51V166H50ZM52 167H53V166H52ZM54 167H55V166H54ZM56 167H57V166H56ZM56 167H55V168H56ZM68 167H69V166H68ZM86 167H87V166H86ZM111 167H113V166H111ZM133 167H134V166H133ZM146 167H147V166H146ZM167 167H168V169H169V166H167ZM208 167H210V166H208ZM8 168H9V167H8ZM17 168H18V167H17ZM33 168H34V167H33ZM38 168H39V167H38ZM46 168H47V166H46ZM64 168H65V167H64ZM66 168H67V167H66ZM105 168H106V166H105ZM108 168H109V167H108ZM119 168H120V167H119ZM127 168H129V167H127ZM135 168H136V165H135ZM144 168H145V167H144ZM144 168H143V169H144ZM147 168H148V167H147ZM165 168H166V166H165ZM195 168H196V167H195ZM214 168H215V167H214ZM220 168H221V167H220ZM220 168H218V169H220ZM229 168H230V166H229ZM240 168H241V167H240ZM248 168H249V167H248ZM15 169H16V168H15ZM24 169H25V168H24ZM26 169H27V168H26ZM83 169H84V168H83ZM111 169H112V168H111ZM121 169H122V168H121ZM132 169H133V168H132ZM156 169H157V168H156ZM166 169H167V168H166ZM166 169H165V170H166ZM183 169H185V168H183ZM196 169H197V168H196ZM204 169H205V168H204ZM246 169H247V168H246ZM6 170H7V169H6ZM13 170H14V169H13ZM35 170H36V169H35ZM62 170H63V169H62ZM84 170H85V169H84ZM84 170H82V171H84ZM86 170H87V169H86ZM101 170H102V169H101ZM127 170H129V169H127ZM133 170H134V169H133ZM133 170H132V171H133ZM136 170H139V169H136ZM141 170H142V169H141ZM192 170H193V169H192ZM214 170H215V169H214ZM220 170H221V169H220ZM220 170H218V172H220ZM238 170H239V169H238ZM238 170H237V171H238ZM249 170H250V169H249ZM260 170H261V169H260ZM18 171H21V170H18ZM49 171H50V170H49ZM80 171H81V169H80ZM80 171H79V172H80ZM93 171H94V170H93ZM108 171H110V170H108ZM129 171H130V170H129ZM139 171H140V170H139ZM157 171H158V169H157ZM186 171H187V170H186ZM186 171H185V172H186ZM189 171H191V170H189ZM229 171H230V170H229ZM2 172H4V171H2ZM29 172H30V171H29ZM31 172H32V170H31ZM31 172H30V173H31ZM33 172L37 173L38 170L33 171ZM40 172H41V171H40ZM124 172H126V171L124 170ZM127 172H128V171H127ZM185 172H184V175H185ZM201 172H202V171H201ZM223 172H224V171H223ZM238 172H239V171H238ZM14 173H16V172H14ZM20 173H21V172H20ZM23 173H25V172H23ZM23 173H22V175H24ZM26 173H27V172H26ZM35 173H34V174H35ZM41 173H42V175H43L44 172H41ZM41 173H39V174H41ZM47 173H48V172H47ZM81 173H82V172H81ZM91 173H92V172H91ZM108 173H109V172H108ZM135 173H136V172H135ZM188 173H189V172H188ZM195 173H196V172H195ZM213 173H214V171H213ZM228 173H229V172H228ZM257 173H259V176H260V172H259V170L257 171ZM104 174H105V173H104ZM124 174H125V173H124ZM151 174H152V173H151ZM153 174H154V173H153ZM168 174H169V173H168ZM197 174H198V173H197ZM11 175H13V174H11ZM16 175H18V174H16ZM19 175H21V174H19ZM19 175H18V176H19ZM27 175H28V173H27ZM27 175H26V176H27ZM46 175H47V174H46ZM63 175H66V174H63ZM88 175H89V174H88ZM109 175H110V174H109ZM132 175H133V174H132ZM140 175H142V174H140ZM144 175H145V174H144ZM157 175H158V174H157ZM169 175H170V174H169ZM205 175H206V174H205ZM241 175H242V174H241ZM241 175H240V176H241ZM18 176H17V177H18ZM53 176H54V175H53ZM80 176H81V175H80ZM84 176H86V175H84ZM107 176H108V175H107ZM112 176H114V175L112 174ZM112 176H110V177H112ZM126 176H127V175H126ZM146 176H147V175H146ZM163 176H165V175H163ZM170 176H171V175H170ZM212 176H213V175H212ZM214 176H215V175H214ZM216 176H217V175H216ZM236 176H237V174H236ZM249 176H251V174H249ZM15 177H16V176H14V178H15ZM40 177H41V176H40ZM40 177H39V178H40ZM63 177H64V176H63ZM63 177H61L62 180H63ZM71 177H72V176H71ZM71 177H70V178H71ZM73 177H75V176H73ZM82 177H83V176H82ZM134 177H135V176H134ZM168 177H169V176H168ZM174 177H175V176H174ZM176 177H177V176H176ZM183 177H184V176H183ZM186 177H187V176H186ZM231 177H232V176H231ZM28 178H29V177H28ZM35 178H37V176H36ZM44 178H45V177H44ZM51 178H53L52 175H51ZM143 178H144V177H143ZM143 178H142V179H143ZM184 178H185V177H184ZM193 178H194V177H193ZM199 178H200V177H199ZM219 178H220V177H219ZM228 178H229V177H228ZM233 178H235V177L233 176L232 179H233ZM58 179H59V178H58ZM75 179H76V178H75ZM77 179H78V176H77ZM99 179H100V178H99ZM104 179H106V178H104ZM104 179H103V180H104ZM107 179H108V178H107ZM147 179H148V178H147ZM147 179H144V180L147 181ZM150 179H151V178H150ZM175 179H176V178H175ZM179 179H180V178H179ZM196 179H198V177H196ZM211 179H212V178H211ZM239 179H240V178H239ZM248 179H249V178H248ZM13 180H14V179H13ZM13 180H12V181H13ZM49 180H50V179H49ZM66 180H67V179H66ZM66 180H65V181H66ZM68 180H69V179H68ZM70 180H71V179H70ZM95 180H96V179H95ZM100 180H101V179H100ZM131 180H132V179H131ZM148 180H149V179H148ZM194 180H195V179H194ZM262 180H264V177H263ZM262 180H261V182H262ZM19 181H20V180H19ZM141 181H142V180H141ZM153 181H154V180H153ZM153 181H152V182H153ZM160 181H161V180H160ZM160 181H159V182H160ZM174 181H175V180H174ZM174 181H173V182H174ZM209 181H210V180H209ZM227 181H228V180H227ZM229 181H230V180H229ZM38 182H39V181H38ZM38 182H37V183H38ZM53 182H54V181H53ZM69 182H70V181H69ZM102 182H103V181H102ZM110 182H111V180H110ZM110 182H109V183H110ZM114 182H115V179H114ZM118 182H119V181H118ZM131 182H133V181H131ZM143 182H144V181H143ZM150 182H151V181H150ZM156 182H157V181H156ZM176 182H177V181H176ZM179 182H180V180H179ZM182 182H183V181H182ZM182 182H181V183H182ZM195 182H197V181H195ZM12 183H13V182H12ZM20 183H21V181H20ZM40 183H41V182H40ZM50 183H52V182H50ZM64 183H65V182H64ZM71 183H72V182H71ZM105 183H106V182H105ZM109 183H108V184H109ZM112 183H113V182H112ZM147 183H148V182H147ZM154 183H155V182H154ZM184 183H185V182H184ZM206 183H207V184H205V186L208 185V182H206ZM209 183H210V182H209ZM225 183H226V182H225ZM234 183H235V182H234ZM234 183H233V184H234ZM247 183H248V181H247ZM255 183H256V182H255ZM255 183H254V184H255ZM28 184H29V183H28ZM58 184H59V183H58ZM60 184H61V183H60ZM66 184H69V183H66ZM88 184H90V183H88ZM94 184H96V183H94ZM114 184H116V183H114ZM119 184H120V183H119ZM158 184H159V183H158ZM161 184H162V182H161ZM168 184H170V183H168ZM211 184H212V183H211ZM211 184H210V186H211ZM228 184H229V183H228ZM245 184H246V183H245ZM245 184H243V185H245ZM249 184H251V183H249ZM25 185H26V184H25ZM29 185H30V184H29ZM138 185H139V184H138ZM140 185H142V183H140ZM153 185H154V184H153ZM156 185H157V184H156ZM175 185H176V183H175ZM175 185H174V186H175ZM241 185H242V184H241ZM32 186H33V185H32ZM85 186H86V185H85ZM87 186H88V185H87ZM108 186H109V185H108ZM151 186H152V185H151ZM164 186H165V185H164ZM166 186H167V185H166ZM178 186H179V183H178ZM185 186H186V185H185ZM185 186H184V187H185ZM215 186H216V184H215ZM252 186H253V185H252ZM256 186H257V185H256ZM152 187H153V186H152ZM172 187H173V186H172ZM175 187H176V186H175ZM179 187H180V186H179ZM254 187H255V186H254ZM103 188H104V187H103ZM105 188H106V187H105ZM131 188H132V187H131ZM143 188H144V187H143ZM145 188H146V187H145ZM145 188H144V189H145ZM148 188H150V185L148 186ZM148 188H147V189H148ZM153 188H154V187H153ZM173 188H174V187H173ZM203 188H204V187H203ZM243 188H244V187H243ZM252 188H253V187H252ZM31 189H32V188H31ZM93 189H94V188H93ZM96 189H97V188H96ZM125 189H126V188H125ZM132 189H134V188H132ZM155 189H156V188H155ZM166 189H167V188H166ZM170 189H172V188H170ZM201 189H202V187H201ZM205 189H206V188H205ZM219 189H220V188H219ZM219 189H218V190H219ZM223 189H224V188H223ZM255 189H256V188H255ZM258 189H259V188H258ZM25 190H26V189H25ZM28 190H29V189H28ZM42 190H43V189H42ZM42 190H41L40 192H42ZM120 190H121V189H120ZM127 190H128V189H127ZM138 190H139V189H138ZM168 190H169V189H168ZM197 190H198V189H197ZM225 190H226V189H225ZM225 190H224V191H225ZM259 190H260V192H263V191H262L263 189L260 188ZM35 191H36V190H35ZM128 191H129V190H128ZM128 191H127V192H128ZM132 191H133V190H132ZM144 191H146V190H144ZM152 191H153V190H152ZM159 191H160V190H159ZM194 191H195V190H194ZM199 191H200V190H199ZM210 191H211V190H210ZM232 191H233V190H232ZM244 191H246V190H244ZM244 191H243V192H244ZM256 191H257V190H256ZM40 192H39V193H40ZM171 192H172V191H171ZM177 192H179V191H177ZM206 192H207V191H206ZM250 192H251V191H250ZM260 192H259V193H260ZM92 193H93V191H92ZM140 193H141V192H140ZM144 193H146V192H144ZM147 193H148V192H147ZM162 193H163V192H162ZM244 193H245V192H244ZM40 194H42V193H40ZM55 194H57V193L55 192ZM90 194H91V193H90ZM108 194H110V193H108ZM149 194H150V193H149ZM177 194H178V193H177ZM179 194H180V193H179ZM202 194H203V193H202ZM205 194H206V193H205ZM256 194H257V193H256ZM24 195H25V194H24ZM59 195H60V194H59ZM86 195H87V194H86ZM92 195H93V194H92ZM153 195H154V194H153ZM156 195H157V193H156ZM161 195H162V194H161ZM166 195H167V194H166ZM186 195H188V194H186ZM203 195H204V194H203ZM218 195H219V194H218ZM221 195H222V194H221ZM251 195H252V194H251ZM253 195H254V194H253ZM259 195H260V194H259ZM10 196H11V195H10ZM37 196H39V194H37ZM54 196H55V195H54ZM94 196H96V193L94 194ZM103 196H104V195H103ZM108 196H109V195H108ZM108 196H106V198H107ZM148 196H149V195H148ZM148 196H147V197H148ZM163 196H164V193H163ZM199 196H200V195H199ZM204 196H205V195H204ZM49 197H50V195H49ZM52 197H53V196H52ZM56 197H57V196H56ZM58 197H59V196H58ZM89 197H90V195H89ZM101 197H102V196H101ZM164 197H165V196H164ZM180 197H181V196H180ZM233 197H234V195H233ZM249 197H250V196H249ZM260 197H261V196H260ZM31 198H32V197H31ZM86 198H88V197H86ZM142 198H144V197H141V200H142ZM165 198H166V197H165ZM235 198H236V197H235ZM241 198H242V197H241ZM251 198H252V197H251ZM48 199H49V198H48ZM57 199H58V198H57ZM59 199H60V198H59ZM157 199H158V198H157ZM192 199H193V198H192ZM248 199H249V198H248ZM103 200H104V199H103ZM136 200H137V199H136ZM139 200H140V199H139ZM170 200H171V199H170ZM185 200H187V199H185ZM234 200H235V199H234ZM236 200H237V199H236ZM251 200L253 201V199H251ZM18 201H20V200H18ZM27 201H28V200H27ZM27 201H26V202H27ZM48 201H49V200H48ZM55 201H56V198H55ZM90 201H91V200H90ZM128 201H129V200H128ZM132 201H133V200H132ZM164 201H165V200H164ZM187 201L190 202V200H187ZM263 201H264V200H263ZM33 202H34V201H33ZM41 202H42V200H41ZM104 202H105V201H104ZM135 202H136V201H135ZM147 202H148V201H147ZM152 202H153V201H152ZM154 202H155V201H154ZM154 202H153V203H154ZM174 202H175V201H174ZM181 202H182V200H181ZM181 202H180V205H181ZM192 202H193V201H192ZM196 202H197V201H196ZM232 202H233V200H232ZM250 202H251V201H250ZM253 202H254V201H253ZM18 203H19V202H18ZM31 203H32V202H31ZM34 203H35V202H34ZM106 203H107V202H106ZM108 203H109V200H108ZM139 203H140V202H139ZM158 203L161 204L160 202H158ZM177 203H178V202H177ZM199 203H200V202H199ZM235 203H238V202H235ZM261 203H262V202H261ZM20 204H21V203H20ZM22 204H23V203H22ZM43 204H44V201H43ZM70 204H71V203H70ZM87 204H88V203H87ZM91 204H94V202L91 203ZM95 204H96V203H95ZM103 204H104V203H103ZM111 204H113V203H111ZM131 204H134V202H132ZM167 204H168V203H167ZM167 204H166V205H167ZM170 204L172 205V203H170ZM174 204H176V202H175ZM44 205H45V204H44ZM106 205H107V204H106ZM126 205H127V204H126ZM139 205H140V204H139ZM143 205H144V204H143ZM149 205H150V204H149ZM162 205L164 206V203H163ZM162 205H161V207H162ZM166 205H165V206H166ZM250 205H254V204H250ZM18 206H19V205H18ZM38 206H39V205H38ZM90 206H91V205H90ZM97 206H98V205H97ZM109 206H110V205H109ZM111 206H112V205H111ZM129 206H130V204H129ZM175 206H176V205H175ZM191 206H192V205H191ZM235 206H236V205H235ZM254 206H255V205H254ZM39 207H41V206H39ZM42 207H45V206L42 205ZM91 207H92V206H91ZM112 207H113V206H112ZM126 207H127V206H126ZM132 207H133V205H132ZM132 207H131V208H132ZM140 207H141V206H140ZM148 207H150V206H147V208H148ZM169 207H170V206H169ZM169 207H168L167 209H170V208H171V207H170V208H169ZM225 207H226V206H225ZM238 207H239V205H238ZM249 207H250V206H249ZM257 207H258V206H257ZM20 208H21V207H20ZM77 208H78V207H77ZM82 208H83V207H82ZM96 208H97V207H96ZM96 208H95V210H96ZM101 208H102V207H101ZM108 208H109V207H108ZM138 208H139V206H138ZM153 208H154V205H153ZM232 208H233V207H232ZM251 208H253V207H251ZM255 208H256V207H255ZM86 209H87V208H86ZM88 209H89V208H88ZM126 209H127V208H126ZM142 209H143V207H142ZM142 209H141V210H142ZM148 209H149V208H148ZM158 209H159V208H158ZM187 209H189V208H187ZM190 209H191V208H190ZM203 209H204V208H203ZM43 210H44V209H43ZM45 210H46V209H45ZM92 210H93V209H92ZM97 210H98V209H97ZM97 210H96V212H97ZM99 210H100V209H99ZM103 210H104V207H103ZM107 210L109 211V209H107ZM152 210H153V209H152ZM152 210H151V211H152ZM162 210H163V209H162ZM225 210H226V209H225ZM253 210H254V208H253ZM65 211H66V210H65ZM80 211H81V210H80ZM104 211H105V210H104ZM111 211H112V210H111ZM129 211H130V210H129ZM131 211H132V210H131ZM146 211H147V210H146ZM149 211H150V210H149ZM167 211H168V210H167ZM167 211H165V212H167ZM170 211H171V210H170ZM226 211H227V210H226ZM242 211H243V210H242ZM251 211H252V210H251ZM85 212H86V211H85ZM89 212H91V209H90ZM89 212H88V213H89ZM94 212H95V211H94ZM94 212L92 211V213H94ZM152 212H154V210H153ZM178 212H179V210H178ZM188 212H189V211H188ZM203 212H204V211H203ZM232 212H233V211H232ZM252 212H253V211H252ZM49 213H50V212H49ZM102 213H103V212H102ZM132 213H134V212H132ZM140 213H142V212L140 211ZM157 213H158V211H157ZM157 213H156V214H157ZM174 213H176V212H174ZM180 213H181V212H180ZM222 213H223V212H222ZM254 213H255V212H254ZM72 214H73V213H72ZM82 214H83V213H82ZM95 214H96V213H95ZM142 214H143V213H142ZM165 214H167V213H165ZM239 214H241V213H239ZM239 214H238V215H239ZM256 214H257V213H256ZM263 214H264V213H263ZM56 215H57V214H56ZM100 215H101V214H100ZM103 215H105V213H103ZM116 215H117V214H116ZM128 215H129V214H128ZM140 215H141V214H140ZM147 215L149 216V213L146 214V216H147ZM175 215H176V214H175ZM214 215H215V214H214ZM221 215H222V214H221ZM229 215H230V213H229ZM16 216H17V215H16ZM131 216H132V215H131ZM146 216H144V217H146ZM148 216H147V217H148ZM152 216H153V215H152ZM171 216H172V214H171ZM176 216H177V215H176ZM180 216H181V215H180ZM212 216H213V215H212ZM233 216H234V215H233ZM261 216H262V215H261ZM113 217H114V216H113ZM118 217H119V216H118ZM125 217H126V216H125ZM140 217H141V216H140ZM140 217H139V218H140ZM147 217H146V218H147ZM165 217H166V215H165ZM168 217H169V216H168ZM178 217H179V216H178ZM181 217H182V216H181ZM185 217H187V216H185ZM217 217H218V216H217ZM229 217H230V216H229ZM236 217H237V216H236ZM236 217H235V218H236ZM259 217H260V216H259ZM58 218H59V217H58ZM104 218H105V217H104ZM106 218H108V217H106ZM142 218H143V217H142ZM176 218H177V217H176ZM176 218H175V221H176ZM179 218H180V217H179ZM219 218H220V217H219ZM224 218H225V217H224ZM226 218H227V217H226ZM235 218H234V219H235ZM245 218H246V217H245ZM37 219H38V218H37ZM112 219H114V218H112ZM117 219H118V218H117ZM119 219H120V218H119ZM153 219H154V218H153ZM162 219H163V218H162ZM162 219H161V220H162ZM182 219H184V217H183ZM212 219H213V218H212ZM220 219H222V218H220ZM220 219H219V220H220ZM242 219H243V217H242ZM85 220H86V219H85ZM89 220H90V219H89ZM94 220H95V219H94ZM108 220H109V219H108ZM144 220H146V219H144ZM147 220H148V219H147ZM154 220H156V219H154ZM154 220H153V221H154ZM166 220H167V219H166ZM172 220H173V219H172ZM216 220H217V219H216ZM226 220H228V219H226ZM231 220H232V219H231ZM231 220H228V221H231ZM257 220H258V218H257ZM98 221H99V220H98ZM116 221H117V220H115V222H116ZM125 221H127V220H125ZM125 221H124V222H125ZM149 221H150V220H149ZM198 221H199V220H198ZM208 221H209V220H208ZM213 221H214V220H213ZM217 221H218V220H217ZM237 221H238V220H237ZM263 221H264V220H263ZM99 222H100V221H99ZM118 222H119V221H118ZM157 222H158V221H157ZM160 222H161V221H160ZM172 222L174 223V221H172ZM215 222H216V221H215ZM233 222H234V220H233ZM84 223H85V222H84ZM101 223H102V222H101ZM122 223H123V222H122ZM137 223H138V222H137ZM164 223H165V222H164ZM177 223H179V221H178ZM189 223H190V222H189ZM201 223H202V222H201ZM212 223H213V222H212ZM217 223H218V222H217ZM260 223H261V222H260ZM260 223H259V224H260ZM105 224H106V223H105ZM143 224H145V223H143ZM149 224H150V222H149ZM174 224H176V223H174ZM186 224H187V223H186ZM230 224H231V222H230ZM230 224H229V225H230ZM259 224H258V225H259ZM94 225H95V224H94ZM99 225H100V224H99ZM101 225H102V224H101ZM103 225H104V224H103ZM106 225H107V224H106ZM131 225H132V224H131ZM131 225H130V226H131ZM137 225H138V224H137ZM152 225H153V224H152ZM157 225H158V224H157ZM163 225H164V224H163ZM169 225H170V224H169ZM181 225H182V224H181ZM190 225H191V224H190ZM194 225H196V224L194 223ZM199 225H200V224H199ZM214 225H215V224H214ZM43 226H44V225H43ZM138 226H139V225H138ZM145 226H146V225H145ZM158 226H159V225H158ZM161 226H162V224H161ZM172 226H173V224H172ZM192 226H193V225H192ZM201 226H202V225H201ZM30 227H31V226H30ZM44 227H45V226H44ZM87 227H88V226H87ZM91 227H93V225H92ZM95 227H96V225H95ZM135 227H136V226H135ZM164 227H165V225H164ZM178 227H179V226H178ZM212 227H214V226H212ZM218 227H219V226H218ZM218 227H217V228H218ZM220 227H222V226H220ZM25 228H26V227H25ZM38 228H39V226H38ZM115 228H116V227H115ZM115 228H114V229H115ZM125 228H126V227H125ZM156 228H157V227H156ZM199 228H202V227H199ZM205 228H206V227H205ZM228 228H230V227H228ZM258 228H259V226H258ZM41 229H42V228H41ZM41 229H40V231H41ZM43 229H44V228H43ZM43 229H42V230H43ZM95 229H96V228H95ZM95 229H94V230H95ZM109 229H110V228H109ZM126 229H127V228H126ZM129 229H130V228H129ZM133 229H134V228H133ZM133 229H132V230H133ZM161 229H162V227H161ZM170 229H171V228H170ZM170 229H169V230H170ZM177 229H178V228H177ZM210 229H211V228H210ZM218 229H219V228H218ZM260 229H261V228H260ZM19 230H20V229H19ZM90 230H91V229H90ZM92 230H93V229H92ZM118 230L121 231L122 229H118ZM127 230H128V229H127ZM142 230H143V229H142ZM142 230H141V231H142ZM171 230H172V229H171ZM181 230H182V229H181ZM196 230H197V229H196ZM206 230H208V229H206ZM212 230H213V229H212ZM219 230H220V229H219ZM228 230H229V229H228ZM255 230H256V229H255ZM106 231H107V230H106ZM112 231H113V230H112ZM116 231H117V230H115V232H116ZM141 231H140V233H141ZM144 231H145V230H144ZM151 231H153V230H151ZM164 231H165V230H164ZM194 231H195V230H194ZM251 231H252V230H251ZM251 231H248V232H251ZM259 231H260V230H259ZM117 232H118V231H117ZM131 232H132L131 235H133V231H131ZM131 232H130V233H131ZM148 232H150V231L147 230V233H148ZM153 232H154V231H153ZM153 232H152V234H153ZM188 232H189V230H188ZM198 232H199V230H198ZM216 232H217V231H216ZM233 232H234V231H233ZM246 232H247V231H246ZM123 233H124V232H123ZM156 233H157V232H156ZM161 233H162V231H161ZM168 233H171V232H168ZM180 233H181V232H180ZM204 233H205V232H204ZM224 233H225V232H224ZM255 233H256V232H255ZM136 234H137V233H136ZM157 234H158V233H157ZM164 234H165V233H164ZM184 234H185V233H184ZM186 234H189V233H186ZM186 234H185V235H186ZM193 234H194V233H193ZM210 234H211V233H210ZM216 234H217V233H216ZM239 234H241V233H239ZM30 235H32V234H30ZM101 235H102V234H101ZM107 235H109V234L107 233ZM107 235H106V236H107ZM115 235H116V234H115ZM150 235H151V234H150ZM150 235H149V236H150ZM230 235H232V234H230ZM233 235H234V234H233ZM243 235H244V234H243ZM261 235H262V234H261ZM81 236H82V235H81ZM81 236H80V237H81ZM123 236H124V235H123ZM128 236L130 237V235H128ZM152 236H153V235H152ZM182 236H183V235H182ZM187 236H188V235H187ZM189 236H191V234H190ZM212 236H213V235H212ZM212 236H211V237H212ZM83 237H84V236H83ZM93 237H94V236H93ZM133 237H136V235H135V236L133 235ZM171 237H172V236H171ZM174 237H175V236H174ZM215 237H216V236H215ZM215 237H214V238H215ZM225 237H226V235H225ZM225 237H224V238H225ZM104 238H105V237H104ZM158 238H159V237H158ZM160 238H161V237H160ZM164 238H165V237H164ZM169 238H170V237H169ZM193 238H194V236H193ZM199 238L201 239V237H199ZM199 238H198V239H199ZM205 238H206V237H205ZM228 238H230V237H228ZM243 238H246V237L244 236ZM255 238H256V237H255ZM37 239H38V238H37ZM188 239H189V238H188ZM196 239H197V238H196ZM207 239H208V238H207ZM207 239H206V240H207ZM241 239H242V238H241ZM256 239H257V238H256ZM263 239H264V238H263ZM82 240H84V239H82ZM122 240H124V239H122ZM127 240H128V239H127ZM139 240H140V239H139ZM151 240H152V239H151ZM154 240H155V239H154ZM154 240H152V241H154ZM156 240H157V239H156ZM158 240H159V239H158ZM168 240H169V239H168ZM175 240H176V239H175ZM192 240H193V239H192ZM209 240H210V239H209ZM0 241H1V240H0ZM136 241L138 242V240H135L134 242H136ZM214 241H216V239H215ZM251 241H252V240H251ZM116 242H118V241H116ZM122 242H123V241H122ZM149 242H150V241H149ZM157 242H158L157 244H159V241H157ZM163 242H165V239H164V241H162L161 243H163ZM169 242H170V241H169ZM177 242H178V240H177ZM181 242H182V241H181ZM204 242H205V240H204ZM259 242H260V241H259ZM124 243H125V241H124ZM132 243H133V242H132ZM132 243H131V244H132ZM146 243H147V242H146ZM161 243H160L159 245H161ZM182 243H183V242H182ZM191 243L193 244V241H192ZM211 243H212V242H211ZM211 243H210V244H211ZM216 243H217V241H216ZM248 243H249V242H248ZM250 243H251V242H250ZM255 243H256V242H255ZM89 244H90V243H89ZM140 244H141V243H140ZM166 244H167V243H166ZM175 244H176V242H175ZM183 244H184V243H183ZM218 244H219V243H218ZM223 244H224V243H223ZM226 244H227V243H226ZM251 244H252V243H251ZM92 245H93V244H92ZM121 245H122V244H121ZM132 245H134V244H132ZM132 245H131V246H132ZM138 245H139V244H138ZM163 245H165V244H163ZM177 245H178V244H177ZM179 245H180V242H179ZM179 245H178V247H179ZM187 245H188V244H187ZM196 245H197V244H196ZM242 245H243V244H242ZM79 246H80V245H79ZM81 246H82V245H81ZM83 246H84V245H83ZM125 246H126V245H125ZM134 246H135V245H134ZM149 246H150V245H149ZM151 246H152V245H151ZM170 246H171V245H170ZM182 246H183V245H182ZM191 246H193V245H191ZM137 247H138V246H137ZM143 247H144V246H143ZM153 247H154V245H153ZM171 247H172V246H171ZM183 247H184V246H183ZM204 247H205V246H204ZM204 247H203V248H204ZM245 247H246V246H245ZM262 247H263V246H262ZM62 248H63V246H62ZM69 248H70V247H69ZM69 248H68V250H69ZM78 248H79V247H78ZM85 248H86V247H85ZM96 248H98V247H96ZM158 248H159V246H158ZM162 248H163V247H162ZM179 248H180V247H179ZM197 248H198V247H197ZM228 248H229V247H228ZM256 248H257V245H256ZM260 248H261V247H260ZM79 249H80V248H79ZM123 249H124V248H123ZM126 249H127V248H126ZM138 249H139V247H138ZM144 249H145V247H144ZM154 249H155V248H154ZM160 249H161V248H160ZM174 249H175V248H174ZM214 249H215V248H214ZM251 249H252V248H251ZM261 249H262V248H261ZM68 250H66V251H68ZM70 250H71V249H70ZM97 250H98V249H97ZM115 250H116V249H115ZM119 250H120V249H119ZM131 250H132V252H133V251L135 250V248H134V250H133V249H131ZM141 250H142V249H141ZM158 250H159V249H158ZM162 250H163V249H162ZM182 250H183V249H182ZM184 250H186V249L184 248ZM196 250H197V249H196ZM198 250H199V249H198ZM201 250H202V249H201ZM201 250H200V251H201ZM207 250H208V249H207ZM212 250H213V248H212ZM240 250H241V249H240ZM243 250H244V248H243ZM253 250H254V249H253ZM136 251H137V250H136ZM147 251H148V250H147ZM179 251H181V248H180ZM205 251H206V250H205ZM210 251H211V250H210ZM236 251H237V250H236ZM82 252H83V250H82ZM99 252H100V251H99ZM141 252H143V251H141ZM154 252H155V250H154ZM157 252H158V251H157ZM170 252H171V251H170ZM197 252H199V251H197ZM212 252H214V251H212ZM217 252H218V249H217ZM217 252H216V253H217ZM221 252H222V251H221ZM232 252H233V251H232ZM252 252H253V251H252ZM254 252H255V251H254ZM89 253H90V252H89ZM109 253H110V252H109ZM149 253H150V252H149ZM171 253H173V252H171ZM181 253H182V252H181ZM201 253H202V252H201ZM216 253H215V254H216ZM258 253H259V252H258ZM262 253H263V250H262ZM93 254H94V253H93ZM95 254H96V253H95ZM131 254H132V253H131ZM131 254H127V256H128V255H131ZM136 254H137V253H136ZM145 254H146V253H145ZM145 254L143 253L142 255H145ZM155 254H156V253H155ZM160 254H161V253H160ZM184 254H186V252H185ZM194 254H195V253H194ZM196 254H197V253H196ZM207 254H208V253H207ZM242 254H243V253H242ZM29 255H30V254H29ZM61 255H62V254H61ZM61 255H60V256H61ZM72 255H73V254H72ZM146 255H147V254H146ZM148 255H149V254H148ZM169 255H170V253H169ZM174 255H175V254H174ZM177 255H178V254H177ZM190 255H191V254H190ZM199 255H200V254H199ZM202 255H203V254H202ZM213 255H214V254H213ZM224 255H225V254H224ZM227 255H228V254H227ZM243 255H245V254H243ZM255 255H256V254H255ZM257 255H258V254H257ZM257 255H256V258H258ZM58 256H59V255H58ZM89 256H90V255H89ZM108 256H110V255H108ZM135 256H136V255H135ZM135 256H134V257H135ZM139 256H140V254H139ZM152 256H153V255H152ZM165 256H166V255H165ZM192 256H193V255H192ZM204 256H205V255H204ZM215 256H216V258H217V255H215ZM232 256H233V255H232ZM251 256H252V255H251ZM83 257H84V256H83ZM90 257H91V256H90ZM112 257H113V256H112ZM124 257H125V256H124ZM134 257H132V258L134 259ZM136 257H138V256H136ZM162 257H163V256H162ZM162 257H161V258H162ZM166 257H167V256H166ZM56 258H57V257H56ZM81 258H82V256H81ZM132 258H131V259H132ZM148 258H149V257H148ZM156 258H157V257H156ZM184 258H185V257H184ZM189 258H190V257H189ZM194 258H196V257H194ZM201 258H202V257H201ZM204 258H205V257H204ZM220 258H221V257H220ZM241 258H242V257H241ZM244 258H245V257H244ZM246 258H247V257H246ZM250 258H251V257H250ZM43 259H44V258H43ZM76 259H78V258H76ZM109 259H110V258H109ZM120 259H121V258H120ZM120 259H119V260H120ZM127 259H129V258H127ZM133 259H132V260H133ZM235 259H236V258H235ZM239 259H240V258H239ZM251 259H252V258H251ZM258 259H259V258H258ZM33 260H34V259H33ZM35 260H36V259H35ZM143 260H144V259H143ZM178 260H180V259H178ZM183 260H184V259H183ZM193 260H194V259H193ZM202 260H203V259H202ZM213 260H214V257H213ZM222 260H223V259H222ZM224 260H225V259H224ZM241 260H242V259H241ZM241 260H240V261H241ZM246 260H247V259H246ZM255 260H256V259H255ZM29 261H30V260H29ZM29 261H28V262H29ZM36 261H37V260H36ZM42 261L44 262V260H42ZM46 261H47V260H46ZM72 261H73V260H72ZM79 261H80V260H79ZM107 261H108V260H107ZM121 261H122V260H121ZM151 261H152V260H151ZM216 261H217V260H216ZM219 261H221V260H219ZM228 261L230 262V260H228ZM49 262H50V261H49ZM49 262H47V263H49ZM75 262H76V261H75ZM75 262H74V263H75ZM124 262H125V261H124ZM153 262H154V261H153ZM153 262H151V264H152ZM161 262H162V261H161ZM172 262L174 263V261H172ZM192 262H193V261H192ZM192 262H191V263H192ZM199 262H200V261H199ZM209 262H210V260H209ZM221 262H222V261H221ZM221 262H220L219 264H221ZM234 262H235V261H234ZM236 262H237V261H236ZM244 262H245V261H244ZM248 262H249V261H248ZM248 262H247V263H248ZM250 262H253V261L251 260ZM32 263H33V261H32ZM36 263H38V262H36ZM80 263L82 264L81 261H80ZM85 263H86V262H85ZM116 263H117V262H116ZM145 263H146V262H145ZM156 263H157V262H156ZM156 263H155V264H156ZM187 263H188V262H187ZM194 263H195V261H194ZM211 263H212V262H211ZM72 264H73V263H72ZM87 264H89V263H87ZM91 264H93V263H91ZM121 264H122V263H121ZM142 264H143V263H142ZM159 264H160V262H159ZM164 264H166V263H164ZM176 264H177V262H176ZM182 264H183V263H182ZM198 264H199V263H198ZM200 264H201V263H200ZM204 264H205V261H204ZM209 264H210V263H209ZM217 264H218V263H217ZM236 264H237V263H236ZM239 264H240V263H239ZM242 264H243V263H242Z\"/></svg>","mask_w":264,"mask_h":264}]
</instances>
